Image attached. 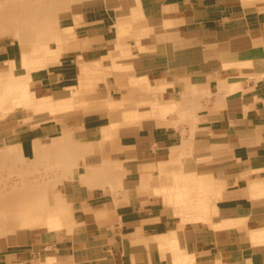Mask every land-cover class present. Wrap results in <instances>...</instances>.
Wrapping results in <instances>:
<instances>
[{
	"label": "crops",
	"instance_id": "0c3cea01",
	"mask_svg": "<svg viewBox=\"0 0 264 264\" xmlns=\"http://www.w3.org/2000/svg\"><path fill=\"white\" fill-rule=\"evenodd\" d=\"M60 21L29 73L0 51V76L65 107L0 115L4 143L49 154L53 200L1 231L0 264H264V0H104Z\"/></svg>",
	"mask_w": 264,
	"mask_h": 264
},
{
	"label": "bare ground",
	"instance_id": "6f19581e",
	"mask_svg": "<svg viewBox=\"0 0 264 264\" xmlns=\"http://www.w3.org/2000/svg\"><path fill=\"white\" fill-rule=\"evenodd\" d=\"M81 1L83 0H0V39L5 36H11L13 40L19 43L23 52L24 62L27 67L29 65L27 73L31 71V66L39 64L45 57V47L49 42V35L56 33V27L61 22L60 13L68 10L72 3ZM53 36V40L59 41L61 39V41H64L65 39V36ZM30 79V76H17L14 85L0 88V103L3 99H7L12 101V108L21 105L27 109L33 108L35 113L44 110L53 112L56 111V108L57 110L65 108L60 106L52 111L49 108L52 103H48V106H37L35 93L29 88ZM42 119L44 118L42 117ZM65 144L67 152L75 153L73 149L74 141L71 137L66 139ZM86 149L89 148L87 147ZM54 152L59 153L56 150ZM62 153L64 155L67 154L65 151H62ZM27 158L21 156L14 146L0 144V233L3 230H12L18 222L20 224L31 223L34 220L44 218L47 215L49 203L53 201L48 191L49 154L26 160ZM76 161L73 156H69L63 162L64 170L69 172ZM59 164L58 167H60ZM39 173H43V176L39 177ZM13 178L18 183H14V181L11 183ZM174 260L177 262L176 259Z\"/></svg>",
	"mask_w": 264,
	"mask_h": 264
},
{
	"label": "rangeland",
	"instance_id": "374dc122",
	"mask_svg": "<svg viewBox=\"0 0 264 264\" xmlns=\"http://www.w3.org/2000/svg\"><path fill=\"white\" fill-rule=\"evenodd\" d=\"M103 2L104 0H83V1H81V2H79V3H72L71 5H70V7L69 8H72L73 6H78V5H80V4H85V5H93V3H96V2ZM66 11L67 10H65V12H63V13H60V15H61V18L62 17H64L65 15H66ZM61 24V23H60ZM58 25L57 27H56V33H54V34H50L49 35V38H48V40H49V43H47L48 45H49V47L51 46L52 48V50H54V51H57V47L59 48V46H61L60 45V43H61V39L58 41V40H53L54 38V36L53 35H59V36H65V35H63V33H62V31L63 30H61V26L63 25ZM70 25H72L71 23H70ZM75 26V28H73V30H71V32H70V40L72 41L71 42V46H70V48H69V50H66V51H64V52H67V54H68V52L72 55L74 52H75V48L73 47V45L75 46V44H76V39H77V37H76V35H78L77 34V28H76V25H74ZM65 31V30H64ZM58 36V37H59ZM67 40V39H66ZM63 41V40H62ZM64 42H65V39H64ZM46 44V45H47ZM11 45V46H10ZM50 49V50H51ZM71 49V50H70ZM8 51V52H10V54L14 57H17V59H18V61L19 62H21L22 64H23V66L25 67V62H24V59H23V52H22V50H21V48H20V45H19V43L17 42V41H15V40H13V38L11 37V36H5L4 38H2V39H0V51ZM45 52L47 53L48 52V50L45 48ZM45 53V54H46ZM19 72H21V70L19 71ZM16 77L17 76H7V75H4V76H0V88H5V87H8V86H10V85H14L15 84V81H16ZM30 82V81H29ZM29 88H30V90H34V87H33V85H32V83L30 82L29 83ZM12 101H10V100H5V99H3V101L0 103V115L1 116H4V117H9V116H11L12 114L13 115H15V113L19 116V114L21 115V113L22 114H25V113H27L26 115H27V117H28V114L30 113L29 111H30V109H27V108H25L24 106H15V107H11L12 105ZM15 104V103H14ZM2 105V106H1ZM8 109V110H7ZM7 110V111H6ZM3 117V118H4ZM30 122H31V120H30V118H28V120L26 119V121H24V124L25 125H27V124H30ZM1 128H2V126H0V130H1ZM11 139H13L14 137L13 136H9ZM5 142V140H4V138L3 137H1L0 138V144H3V145H6V143H4ZM9 145V144H8ZM21 156H23L22 154H20ZM29 158H27L26 160H28ZM25 160V159H24ZM40 175H41V173H39V177H40ZM9 181H10V179H9ZM13 181H14V183H18L17 182V180H15V178H13L12 180H11V183H13Z\"/></svg>",
	"mask_w": 264,
	"mask_h": 264
}]
</instances>
